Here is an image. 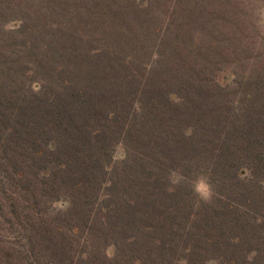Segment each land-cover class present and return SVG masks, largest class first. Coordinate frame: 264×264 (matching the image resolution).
I'll return each instance as SVG.
<instances>
[{"label":"rangeland","instance_id":"374dc122","mask_svg":"<svg viewBox=\"0 0 264 264\" xmlns=\"http://www.w3.org/2000/svg\"><path fill=\"white\" fill-rule=\"evenodd\" d=\"M0 264H264V0H0Z\"/></svg>","mask_w":264,"mask_h":264}]
</instances>
